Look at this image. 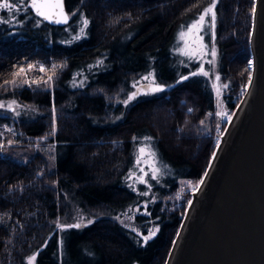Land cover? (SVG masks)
<instances>
[{
  "label": "trees",
  "instance_id": "trees-1",
  "mask_svg": "<svg viewBox=\"0 0 264 264\" xmlns=\"http://www.w3.org/2000/svg\"><path fill=\"white\" fill-rule=\"evenodd\" d=\"M63 2L70 14L63 26L44 23L30 7L20 9L14 25L0 23L1 91L29 62L63 65L52 91L12 93L38 109L32 120L15 124L14 140L48 134L54 161L35 150L25 162L9 150L0 154V213L11 221L0 225V264H27L33 254L34 264H164L190 199L189 192L176 199L178 183L200 180L216 145V125L227 124L217 108L233 112L248 81L254 0H219L215 40H207L209 48L215 43L216 60L202 64L207 76L199 74L195 53L180 52L179 33L210 0ZM81 14L89 24L73 40ZM0 17L10 18L7 11ZM149 73L164 90L125 106L132 84ZM80 78L83 86L73 87ZM53 107L57 130L50 135ZM145 143L156 156L150 159L146 150L137 164ZM150 165L161 169L158 179ZM69 200L88 220L61 231L55 222L69 220ZM125 212L133 219L123 221ZM154 226L157 234L145 243L142 236Z\"/></svg>",
  "mask_w": 264,
  "mask_h": 264
},
{
  "label": "water",
  "instance_id": "water-1",
  "mask_svg": "<svg viewBox=\"0 0 264 264\" xmlns=\"http://www.w3.org/2000/svg\"><path fill=\"white\" fill-rule=\"evenodd\" d=\"M62 5L68 15L63 0ZM253 8L251 84L219 137L215 158L208 160L204 183L190 194L192 204L185 207L164 264H264V0H254ZM30 9L51 26L69 21L44 20Z\"/></svg>",
  "mask_w": 264,
  "mask_h": 264
},
{
  "label": "snow or ice",
  "instance_id": "snow-or-ice-1",
  "mask_svg": "<svg viewBox=\"0 0 264 264\" xmlns=\"http://www.w3.org/2000/svg\"><path fill=\"white\" fill-rule=\"evenodd\" d=\"M219 3V0H210V3L208 4L207 7H204L202 12L199 13V15L197 16L196 19H194L190 24L188 25H182V28H186V31H181L179 33V37L181 40L184 39L186 34H191L193 32L195 33H201L203 31L206 30V26L207 29L211 30L212 33V40H215V28H216V22H217V13H216V8L217 5ZM23 7H30L32 9L35 10L36 15L42 17L44 20H50L53 21L55 23H66L68 20V15L64 13L63 11V5H62V0H31L30 3H27V0H0V11H7L9 13V17L8 19L4 18V17H0V23H8V24H12L14 25L15 23H17L18 21H16V15L19 13L20 9ZM58 10V11H57ZM253 11H255V9L253 8ZM129 16L131 15L130 13L128 14ZM210 16L211 19L210 21H206V17ZM40 21H37V24H39ZM81 23H82V27L80 29V33L73 36V40H79L81 38V36H83L85 34V29L87 28L88 24H89V20L87 18H85L82 14H81ZM199 40L201 41V49H202V54L207 55L211 54L212 56V60L208 61V63L210 64H214L215 60H216V47H215V43H212L210 48L208 44H204L203 43V35H200ZM182 51V50H181ZM182 54L183 51H182ZM191 58V57H190ZM97 63H102V61H97ZM248 66L249 68L252 67V61L248 62ZM35 65L29 64L27 71H31L33 68H35ZM57 67H63V65H53V75H55V69ZM39 71L40 72H45L47 71L45 69V67L43 65L39 66ZM21 73H25L26 74V70L21 67L19 68V70L17 72H13L12 75L14 77L19 76ZM198 73L193 72L191 73V75H197ZM199 74H203L204 76L208 75V72L204 70L203 66H201L200 70H199ZM52 76H49L48 79L46 81H44V83H48L49 81L52 80ZM143 80H149L150 83L147 86L149 91L145 92L144 94H151V93H156V92H161L164 90V86H162L161 84H157L155 82V79L153 78V74L149 73L148 76L142 77ZM182 80L184 79H188L187 76H182L181 77ZM216 80L219 81L220 80V76H216ZM251 80H252V76L249 73V77H248V81H249V85L251 84ZM27 82V81H25ZM32 83H37L36 81H32ZM75 83V81H74ZM138 83V82H137ZM7 84H16V80H11V81H5V85ZM80 86H83V81L80 83ZM135 86V85H134ZM228 85L227 84H223L222 88H227ZM247 88L248 86L246 85L244 88V92H247ZM220 89H217V94L219 95ZM140 94L139 89L136 92H131L130 94L127 95V99H124L122 101V103L127 106L131 101H133L137 95ZM16 102L12 101L11 104H8L7 107L9 110H13V105H15ZM17 107H19V105H16ZM5 107L4 104H0V108ZM239 107V106H238ZM189 112L192 111V109L188 110ZM216 116L220 117L221 120L223 119H227L229 122L232 119V115L223 112V111H218L216 113ZM204 121H201V124H203ZM56 125H55V109H53V125H52V131L50 133V135H55L56 133ZM216 130L217 132H220V124L217 123L216 125ZM10 131V130H9ZM222 135V133H221ZM46 139V137H42L41 138ZM136 137H133V140H136ZM152 137L151 136H145L144 137V141L148 142L151 141ZM9 144L13 143V141H8ZM216 148L218 149L220 147V138L218 137L216 140ZM2 147V146H0ZM147 150L148 152V157L150 159H154L156 156V153L151 149L150 144L145 143L143 144V146L138 148V155H137V164L140 163L141 158L143 156V154L145 153V151ZM216 156V152L214 151L212 153V157L213 159ZM151 170H152V179H158L159 175L161 174V169L159 167H156L154 165H150ZM166 167V166H165ZM209 167H211V161L209 163ZM208 175V172L205 171L204 176L201 177V179L199 181H197L195 184H193L192 181H185L184 184L187 185L188 188L191 189V191L193 193H195L197 190H199L200 186L204 183V177H206ZM140 183H144L145 181L143 180V178H138ZM148 193H141V195H147ZM181 194L182 193H178L176 196L177 200L181 199ZM188 205L191 206L192 204V200H188L187 201ZM146 207V206H145ZM137 212H139V209H136ZM148 214V213H145ZM127 220H132L133 217L131 215H129L127 212L122 214ZM117 219H119V217H117ZM82 222H83V218L81 217V222L80 223H75V224H64L61 223L59 220H57L56 223V227L59 228L61 231L67 229V228H80L82 226ZM88 223H92L91 220L88 221ZM127 226V225H126ZM132 231H135L136 234L138 236L141 235L140 232H138L135 228H131ZM158 226H154L153 229H150L148 231L147 235H143L142 239L144 240V242L146 243L147 241H149L150 239H152L158 232ZM179 235V233L177 234ZM47 243V241H45V244ZM176 241H173V244L175 245ZM36 260V255L33 254L32 256H29L27 258V264H34V261Z\"/></svg>",
  "mask_w": 264,
  "mask_h": 264
},
{
  "label": "rangeland",
  "instance_id": "rangeland-1",
  "mask_svg": "<svg viewBox=\"0 0 264 264\" xmlns=\"http://www.w3.org/2000/svg\"><path fill=\"white\" fill-rule=\"evenodd\" d=\"M69 16H70V14H68V18H69ZM205 19H206V21H210L211 17L208 16ZM182 31H186V29H184ZM207 31L209 33H206ZM200 35H203V43L204 44H207V40L209 42L212 40V33H210V29H207V26H206L205 31H203L201 33L193 32L191 34H186L183 40L180 39L181 42L179 44L180 45L179 49H180V52L182 50L184 52H189L190 54L195 53L198 56V59L200 60V66H202L204 61L208 62V61L212 60V56H211V54H209L210 55L209 57H208V55L202 54L201 41L198 38ZM206 35H208V38L206 37ZM29 64L35 65L36 67L33 68L31 71H27ZM29 64L21 66L26 70V74L21 73L17 77L12 76L10 78L9 81L14 80V79L16 80L15 85H13V84L5 85L4 84L3 90L2 91L0 90V104L5 105V107L0 108V146H2V147H0V154L9 150V151H11V153H13V155H14L13 157L15 159H17L20 162H25L28 159V157H30L32 151L35 150V151H39V152L43 153L45 160H47L48 163L52 164L54 161L53 155H52V151H53L52 146L54 143L50 142V138H49L48 134H44V136H40V137L28 138L29 139L28 141L25 140V142H22V143H18L16 140H14V135L16 136L18 133L15 129V124L18 123L22 118L32 120L38 114V109L36 108V106L29 105V104L21 102V101L19 102L14 96H12V93L16 90H20V89L26 88V87L30 88V89L32 88L35 90H39V91H42V90L52 91V89L54 87L53 82H54L56 75H57L56 72L60 68V67H57L54 70L55 75H53V65H59L57 63H51L50 67H46L44 62H42V61H40V62L32 61V62H29ZM40 65H43L47 71L40 72L39 71ZM21 67H19V68H21ZM18 70H16L15 72H17ZM49 76L53 77L52 80L49 81L48 83H44V81H46ZM213 76H214L213 83L216 85L219 83V81L216 80V76H218L217 72L214 71ZM25 81H27V82H25ZM32 81H36L37 83H32ZM74 81H75V83H74ZM74 81L72 82L73 87L74 86H80V83L82 82L81 78L74 80ZM149 83H150L149 80L139 79V81H135L132 84L131 92H136L139 89L140 94H144L145 92L149 91V89L147 87L149 85ZM139 95H137V96H139ZM12 101H15L16 104L13 105V110H9L7 105L11 104ZM16 105H19V107H17ZM53 109H55V108L53 107ZM53 109H51L52 116H53ZM217 109H218L217 112L223 111V112H226L230 115L232 114V112H229V110L227 111L226 109H223L221 106H218ZM218 118L220 119V117H218ZM223 120H227V119L225 118ZM223 120H221V121H223ZM227 122H228V120H227ZM207 131H208V129H207ZM222 131H224V129L220 127V132H218V134L216 136H214V138H213L215 142H216L217 138L220 137V135H221L220 133ZM42 137H46V139L42 140L41 139ZM10 140L13 141V143L9 144L8 141H10ZM185 181H191V180H189V179L180 180L178 183L179 192H181L183 194L189 192V194H191L192 191L190 188L187 187V185L184 184ZM192 182H193V184H195L197 181H192ZM66 201L68 203V198H66ZM69 202L71 203V206H70L71 209L69 212V214H70L69 220L64 221V220L59 219V221L61 223H64V224L80 223L81 217L83 218L82 224L86 220H88L87 217L85 219V215L81 214L78 211V209L76 208V205H74V203H72V201L69 200ZM9 221H10V219H9L8 214L0 213V225H8ZM123 221H125V217L123 218ZM55 225H56V223H55ZM57 229H59V228H57Z\"/></svg>",
  "mask_w": 264,
  "mask_h": 264
},
{
  "label": "bare ground",
  "instance_id": "bare-ground-1",
  "mask_svg": "<svg viewBox=\"0 0 264 264\" xmlns=\"http://www.w3.org/2000/svg\"><path fill=\"white\" fill-rule=\"evenodd\" d=\"M251 68H249V70H250Z\"/></svg>",
  "mask_w": 264,
  "mask_h": 264
}]
</instances>
